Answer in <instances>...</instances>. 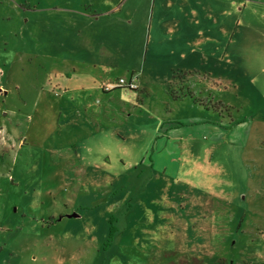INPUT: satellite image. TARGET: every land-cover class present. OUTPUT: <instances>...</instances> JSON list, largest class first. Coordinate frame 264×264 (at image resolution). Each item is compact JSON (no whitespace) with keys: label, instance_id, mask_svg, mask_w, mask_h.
<instances>
[{"label":"rangeland","instance_id":"374dc122","mask_svg":"<svg viewBox=\"0 0 264 264\" xmlns=\"http://www.w3.org/2000/svg\"><path fill=\"white\" fill-rule=\"evenodd\" d=\"M0 68V264H264V0H0Z\"/></svg>","mask_w":264,"mask_h":264},{"label":"crops","instance_id":"0c3cea01","mask_svg":"<svg viewBox=\"0 0 264 264\" xmlns=\"http://www.w3.org/2000/svg\"><path fill=\"white\" fill-rule=\"evenodd\" d=\"M69 13L73 17L74 26L77 27V30H78L80 37H81V30L85 28V33L83 34L82 38L75 39L74 45H77L80 48L81 47L84 48L83 50H85L89 56H92V55L93 56H95V55H97V56L108 55L109 51L105 52V50L103 49L104 47L100 45L99 41L102 40L101 35L99 33L94 34L90 31L87 32L86 27H87V25L90 24L91 20L96 21V20H98L97 18H100L102 16H108L110 14L109 11H103V12H99V13L98 12L91 13L89 11H83L82 9H77V10L69 11ZM85 61H87V60H83V62L82 61L81 62L84 63ZM4 65H5V63H4ZM75 69H76V72L77 71L82 72L81 70H79L77 68H75ZM75 69H73L74 72H75ZM88 72H91V71L89 70ZM88 72H87V74H90ZM4 76H5V72H4V70H2L0 68V93H1V88L3 87L2 81L4 79ZM116 82H117V80L114 82H111L109 84H105L106 82L99 81L96 84L100 88L101 92L106 94V93H109L115 89H113L109 92H105V91H103L102 87L104 85L115 84ZM87 88H90V87H86L84 89H87ZM74 90H78V88H74ZM29 117H30L29 115L26 116L27 119H29ZM197 119H199V118H197ZM22 141L24 142L25 140H20L18 145H20V143Z\"/></svg>","mask_w":264,"mask_h":264},{"label":"built area","instance_id":"2783aa9c","mask_svg":"<svg viewBox=\"0 0 264 264\" xmlns=\"http://www.w3.org/2000/svg\"><path fill=\"white\" fill-rule=\"evenodd\" d=\"M135 88V84L133 82V79L127 84L126 81L124 79H118L117 82L115 84H110V85H104L102 87L103 91L105 92H109L113 89H118V88Z\"/></svg>","mask_w":264,"mask_h":264},{"label":"water","instance_id":"95a60500","mask_svg":"<svg viewBox=\"0 0 264 264\" xmlns=\"http://www.w3.org/2000/svg\"><path fill=\"white\" fill-rule=\"evenodd\" d=\"M76 215H68V217H75Z\"/></svg>","mask_w":264,"mask_h":264}]
</instances>
